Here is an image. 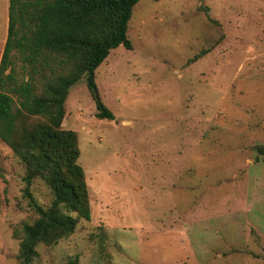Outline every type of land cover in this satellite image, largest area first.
Instances as JSON below:
<instances>
[{"label":"rangeland","instance_id":"374dc122","mask_svg":"<svg viewBox=\"0 0 264 264\" xmlns=\"http://www.w3.org/2000/svg\"><path fill=\"white\" fill-rule=\"evenodd\" d=\"M7 26L0 0L1 53ZM127 38L95 70L114 118L96 117L84 76L64 102L90 219L34 263L264 264V0H140ZM25 174L0 140V264H20L37 217ZM29 192L52 200L41 179Z\"/></svg>","mask_w":264,"mask_h":264},{"label":"trees","instance_id":"16d2710c","mask_svg":"<svg viewBox=\"0 0 264 264\" xmlns=\"http://www.w3.org/2000/svg\"><path fill=\"white\" fill-rule=\"evenodd\" d=\"M139 1L8 0L0 58V140L25 165V195L37 214L21 227L20 264H35L39 243H56L70 235L80 219H90L84 172L77 162V133L61 125L64 102L84 76L96 117L114 118L96 91L95 70L112 49L131 48L127 30ZM15 57L21 62L20 77ZM257 148L264 153V145ZM35 179L51 192L47 207L29 192Z\"/></svg>","mask_w":264,"mask_h":264},{"label":"crops","instance_id":"0c3cea01","mask_svg":"<svg viewBox=\"0 0 264 264\" xmlns=\"http://www.w3.org/2000/svg\"><path fill=\"white\" fill-rule=\"evenodd\" d=\"M2 53L0 52V55H1Z\"/></svg>","mask_w":264,"mask_h":264}]
</instances>
